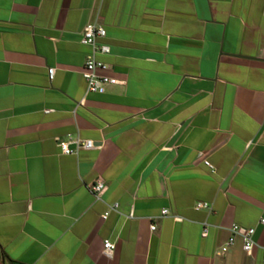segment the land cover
Instances as JSON below:
<instances>
[{
  "label": "crops",
  "instance_id": "1",
  "mask_svg": "<svg viewBox=\"0 0 264 264\" xmlns=\"http://www.w3.org/2000/svg\"><path fill=\"white\" fill-rule=\"evenodd\" d=\"M87 25L121 82L102 94ZM263 217L264 0H0V264H263L216 254L232 224L263 247Z\"/></svg>",
  "mask_w": 264,
  "mask_h": 264
},
{
  "label": "built area",
  "instance_id": "2",
  "mask_svg": "<svg viewBox=\"0 0 264 264\" xmlns=\"http://www.w3.org/2000/svg\"><path fill=\"white\" fill-rule=\"evenodd\" d=\"M105 36V31L100 26L87 25L85 26L80 33V43L89 48V53L86 55L82 69L81 77L86 84V93H96L102 94L109 87H112L116 84L121 83L116 77L112 75L111 67L105 62L98 59L97 55H107L109 53V47L107 44L100 42ZM53 68L47 70L48 78L52 79L53 77ZM57 145L60 149V152L63 155H72L76 154L80 150H87L94 148V143L89 139H81L78 137L67 136L64 140H58ZM204 165L212 169V166L208 161H203ZM103 189V184L97 182L95 185L90 186V193L96 197L97 194ZM117 204H113L110 207V210H115ZM210 207L206 202H197L194 205L195 211H200L203 209L208 210ZM167 210L163 209L161 215H166ZM108 212H105L101 215V219H106ZM259 224L264 227V217L259 220ZM155 226L152 224L150 230H154ZM207 234V224L202 223L201 236L205 237ZM254 228H245L236 224H232L228 228V237L225 242L220 245L217 250V255H224L229 252L231 248L236 243L237 239L240 240L242 251L250 255L256 248H260L263 252L261 262L264 264V246H259L258 243L253 239ZM103 253L107 256H110L115 248L114 243L109 240H104L103 244Z\"/></svg>",
  "mask_w": 264,
  "mask_h": 264
}]
</instances>
